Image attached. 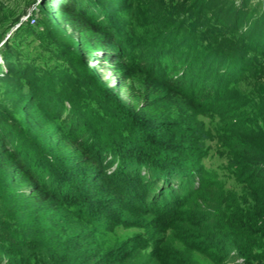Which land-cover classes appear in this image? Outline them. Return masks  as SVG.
Listing matches in <instances>:
<instances>
[{"label":"trees","instance_id":"trees-1","mask_svg":"<svg viewBox=\"0 0 264 264\" xmlns=\"http://www.w3.org/2000/svg\"><path fill=\"white\" fill-rule=\"evenodd\" d=\"M94 2L107 19L41 2L48 38L80 67L62 89L0 66V264H264V73L249 57H264V19L253 37L251 1L198 0L202 30L160 16L141 41L125 5ZM212 144L233 189L205 180Z\"/></svg>","mask_w":264,"mask_h":264},{"label":"rangeland","instance_id":"rangeland-1","mask_svg":"<svg viewBox=\"0 0 264 264\" xmlns=\"http://www.w3.org/2000/svg\"><path fill=\"white\" fill-rule=\"evenodd\" d=\"M63 1V0H55ZM97 0H76L83 9L90 10L91 14L98 16V18L107 19L108 10H100L96 8ZM103 4H110V9H121L123 5L125 8L118 11L117 15L120 21L125 25L124 30L131 37L138 38L143 36L141 41H145L150 35H154V25L157 19L168 17L169 20L177 21L178 18L186 17L189 19V25L199 30L203 28L205 19H212L210 9L204 10L202 16L196 12L198 0H100ZM225 3L232 2L234 5L240 3V0H224ZM251 1L248 9L243 10L241 14L244 18L250 21L260 22L264 19V0H247ZM42 0H0V66L2 69L6 68L5 59L16 61L17 65L24 68L26 65H32L36 69V75L46 78L47 87L54 90L63 88L62 81L67 75H71L76 69H80L78 65L68 62L65 52L59 50L55 41L48 38V23L49 21L40 12ZM207 4V2L205 3ZM215 7V4H212ZM131 11V12H129ZM202 16V17H201ZM196 19H198L196 21ZM245 21V20H243ZM170 22V21H169ZM263 22L258 23L260 27L257 31H253L251 35L254 37L256 32H259L263 26ZM60 25V22H57ZM224 30V28H221ZM71 29H67V33H71ZM120 32V31H119ZM240 34V33H239ZM131 46V43H128ZM254 61H259L260 67L257 71L264 73V57L262 55L249 54ZM90 69H95L97 64L89 65ZM100 79L111 88H115L116 78L107 72L105 68L100 69ZM262 83L254 90L260 91L264 94V74ZM144 80L143 75L138 73L135 82L140 85ZM262 88V90H261ZM3 89L1 91L4 92ZM120 97L125 99L126 95L117 90ZM3 99V95H0ZM190 106L188 103L178 100L173 109V120H177V124H184L185 118L190 116ZM201 120V118H199ZM257 121V120H256ZM252 122V121H251ZM186 123V122H185ZM220 122L216 121L215 125ZM261 125V124H260ZM217 144H212V150L209 152L207 158L204 160L207 178L205 180L221 181L228 184V187L233 189L235 182L231 177L229 178L226 166L228 165L224 157H219L214 154ZM188 168V167H187ZM232 186V187H231ZM104 195V194H103ZM115 207H120L115 204ZM114 207V208H115Z\"/></svg>","mask_w":264,"mask_h":264}]
</instances>
